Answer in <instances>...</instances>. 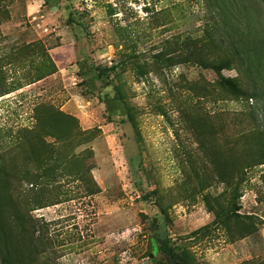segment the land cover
Instances as JSON below:
<instances>
[{
  "label": "rangeland",
  "instance_id": "374dc122",
  "mask_svg": "<svg viewBox=\"0 0 264 264\" xmlns=\"http://www.w3.org/2000/svg\"><path fill=\"white\" fill-rule=\"evenodd\" d=\"M249 40L264 41V0H0V159H21L37 125L62 126L39 115L54 107L94 136L76 152L91 155L85 164L100 189L82 199L76 185L63 184L39 210L22 208L29 187L21 185L17 219L0 203V264L6 243L13 248L32 222L46 253L19 264H159L157 239L165 238L188 244L196 264H264V164L246 169L238 191L250 235L210 227L187 238L211 224L204 197L225 191L205 140L241 158L255 121L264 129V49L243 62L234 51ZM161 50L180 63L156 62ZM197 56L232 65L218 74ZM113 66L105 86L97 69ZM223 79L263 97L233 98Z\"/></svg>",
  "mask_w": 264,
  "mask_h": 264
},
{
  "label": "trees",
  "instance_id": "16d2710c",
  "mask_svg": "<svg viewBox=\"0 0 264 264\" xmlns=\"http://www.w3.org/2000/svg\"><path fill=\"white\" fill-rule=\"evenodd\" d=\"M108 14L114 15L110 5L106 6ZM251 34H255L256 39L260 36L253 31ZM123 36V42L126 40L125 34ZM243 46L235 48V52L241 53L238 62H242L245 59H249L254 56L256 52L262 53L264 49V41L255 42L249 40L243 43ZM241 51H239V50ZM237 57V55H235ZM244 56V57H242ZM238 58V57H237ZM153 59L160 64L167 63V66H174L179 64L180 61L173 57L170 53L164 50L158 51L153 55ZM195 61L201 67L215 70L216 73H220L226 68L232 65L231 60H224L216 62L215 60L204 59L202 56L195 58ZM56 67L53 66V70L46 72L44 75L33 78L29 83H34L42 80L46 76L55 73ZM115 71V67H109V69L98 68L97 74L99 78L105 77L109 81H105L104 85L107 86L111 79L110 73ZM1 74V73H0ZM0 76V94L7 93L2 90V79ZM222 88L233 98H242L246 101L249 99L261 100L262 94L258 88L252 91L243 90L234 80H221ZM115 100L124 101L123 90L119 86H114ZM127 108V107H126ZM256 107L252 106L249 111L250 116L256 117ZM39 115L43 112L49 114L52 120L55 122L62 121V126L53 127L46 130L42 125H37L32 130L27 131L29 137L26 138V148L22 149L23 156L21 159L8 158L0 159V203L4 206V211L8 214V217L12 220L17 219L16 200L19 198L21 185L29 187L27 193L22 194V208L25 206H32L34 209L43 208L48 206L46 200L49 197L45 195L51 190L62 187L63 184L76 185L80 190V198L92 197L100 192L97 183L94 181L88 167L85 164L86 158L91 157L88 154L86 157L82 156L81 152H76L77 148L90 143L94 136L89 137L90 132L81 131L78 121L75 117L65 114L59 109L44 108L38 110ZM129 115V113H128ZM39 119V118H38ZM253 120H255L253 118ZM255 130L246 135L244 139L245 152L240 158L233 154H222L218 149L213 147V144H209L208 148L211 149L208 158L214 168V177H216L220 183L225 185V191L215 198L209 196L204 197L206 207L211 212L212 221L211 224L201 227L198 230L192 232L187 238L192 236L195 238L199 234L211 228H219L228 233V236L234 238L238 235L239 238H244L252 233L253 223L250 217L239 215L237 209V201L239 198V186L242 181V177L246 174V169L264 164V129L255 121ZM200 129V128H198ZM196 129V131L198 130ZM201 133V132H200ZM199 133V134H200ZM212 135V133H206ZM47 138L52 139L50 142L46 141ZM21 147V146H20ZM241 154V153H239ZM50 189V190H49ZM24 196V197H23ZM51 196V195H50ZM228 196V197H225ZM60 202L51 203L50 205H56ZM33 210V209H32ZM244 219L249 221L245 224ZM29 224L32 219L28 217ZM13 222V221H12ZM34 224V222H32ZM29 226L28 230L25 226L21 230L20 240L11 248L10 241L6 243L4 251L1 252L4 255L5 264H19L21 261H25L32 256L46 253V245L48 244L43 237L35 238L36 233L35 226ZM30 225V224H29ZM185 237V239H187ZM159 244V251L165 260L164 263L159 264H196L195 253L190 251L188 244L182 242L171 241L170 239H157ZM40 242V245H39ZM36 249V251H34ZM16 257V259H15ZM35 258V257H34ZM239 264H252V260L244 261Z\"/></svg>",
  "mask_w": 264,
  "mask_h": 264
}]
</instances>
